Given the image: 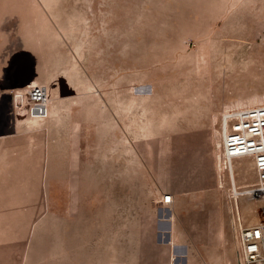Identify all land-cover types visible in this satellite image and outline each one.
Returning a JSON list of instances; mask_svg holds the SVG:
<instances>
[{"label": "rangeland", "instance_id": "rangeland-1", "mask_svg": "<svg viewBox=\"0 0 264 264\" xmlns=\"http://www.w3.org/2000/svg\"><path fill=\"white\" fill-rule=\"evenodd\" d=\"M255 106L264 0H0V264H242Z\"/></svg>", "mask_w": 264, "mask_h": 264}, {"label": "built area", "instance_id": "built-area-1", "mask_svg": "<svg viewBox=\"0 0 264 264\" xmlns=\"http://www.w3.org/2000/svg\"><path fill=\"white\" fill-rule=\"evenodd\" d=\"M26 88L27 100L35 107H43L48 97L46 87ZM18 98L22 99L21 96ZM221 140L223 171L228 173L233 163L242 160H250L253 164L255 181L249 185L248 195L245 196L260 203V216L256 223L239 230V256L242 264H264V107H248L232 112L222 129ZM231 174L227 177L233 186ZM161 204L169 207L173 204V196H163Z\"/></svg>", "mask_w": 264, "mask_h": 264}]
</instances>
